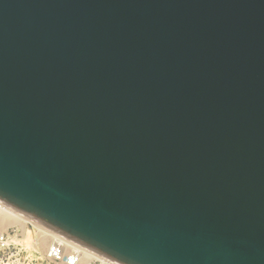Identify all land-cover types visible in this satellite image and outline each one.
Returning <instances> with one entry per match:
<instances>
[{
  "label": "water",
  "instance_id": "1",
  "mask_svg": "<svg viewBox=\"0 0 264 264\" xmlns=\"http://www.w3.org/2000/svg\"><path fill=\"white\" fill-rule=\"evenodd\" d=\"M0 203L115 264H264V0H0Z\"/></svg>",
  "mask_w": 264,
  "mask_h": 264
},
{
  "label": "built area",
  "instance_id": "2",
  "mask_svg": "<svg viewBox=\"0 0 264 264\" xmlns=\"http://www.w3.org/2000/svg\"><path fill=\"white\" fill-rule=\"evenodd\" d=\"M4 207L0 203V209ZM27 226L28 230L41 233L30 224ZM42 228L49 240L45 248L37 244L33 246L13 229H8L6 233L0 230V264H115Z\"/></svg>",
  "mask_w": 264,
  "mask_h": 264
},
{
  "label": "bare ground",
  "instance_id": "3",
  "mask_svg": "<svg viewBox=\"0 0 264 264\" xmlns=\"http://www.w3.org/2000/svg\"><path fill=\"white\" fill-rule=\"evenodd\" d=\"M28 224H30L34 229L36 228L39 232L43 234L37 232L35 233L32 230H28ZM13 226H18L20 228L19 236H21L27 242H31L33 246L37 244L42 248H45L49 244V240L46 237L47 233L41 226H38L35 222H32L31 220L23 217L22 215L16 213L15 211L7 207L1 208L0 230L6 233L8 229Z\"/></svg>",
  "mask_w": 264,
  "mask_h": 264
},
{
  "label": "rangeland",
  "instance_id": "4",
  "mask_svg": "<svg viewBox=\"0 0 264 264\" xmlns=\"http://www.w3.org/2000/svg\"><path fill=\"white\" fill-rule=\"evenodd\" d=\"M9 229H13L14 231H17L20 234V228L18 226H13V227H10ZM32 241H34V240H32Z\"/></svg>",
  "mask_w": 264,
  "mask_h": 264
}]
</instances>
